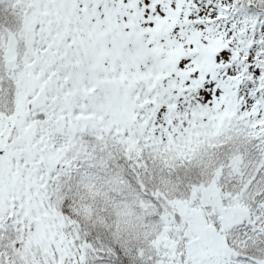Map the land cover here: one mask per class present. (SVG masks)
Here are the masks:
<instances>
[{
  "label": "snow or ice",
  "instance_id": "snow-or-ice-1",
  "mask_svg": "<svg viewBox=\"0 0 264 264\" xmlns=\"http://www.w3.org/2000/svg\"><path fill=\"white\" fill-rule=\"evenodd\" d=\"M0 264H264V0H0Z\"/></svg>",
  "mask_w": 264,
  "mask_h": 264
}]
</instances>
